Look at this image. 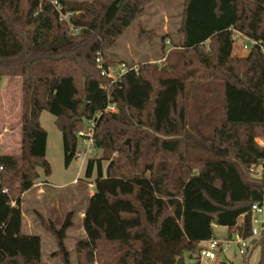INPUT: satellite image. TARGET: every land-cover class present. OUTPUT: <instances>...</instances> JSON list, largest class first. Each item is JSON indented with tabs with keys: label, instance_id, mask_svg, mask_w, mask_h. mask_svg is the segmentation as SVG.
<instances>
[{
	"label": "trees",
	"instance_id": "obj_1",
	"mask_svg": "<svg viewBox=\"0 0 264 264\" xmlns=\"http://www.w3.org/2000/svg\"><path fill=\"white\" fill-rule=\"evenodd\" d=\"M54 1L73 13L77 33L50 0H0V78L21 83L19 151L0 153V264H44L40 238L21 232L20 210L38 168L51 171L43 110L55 117L66 165L84 121L102 112L93 134L99 155L85 163L93 193L85 236L75 244L78 264H183L202 238L194 219L209 236L208 205L221 215L247 209L239 236L248 241L247 257L258 248L256 264H264V232L252 235L249 212L264 203V52L254 46L234 54L231 32L264 46V0H183L180 49L168 50L161 66L137 64L113 83L100 74L96 53L120 63L107 50L150 0ZM108 104L116 111L103 112ZM71 217L59 228L40 221L61 264H70L64 241Z\"/></svg>",
	"mask_w": 264,
	"mask_h": 264
},
{
	"label": "rangeland",
	"instance_id": "obj_2",
	"mask_svg": "<svg viewBox=\"0 0 264 264\" xmlns=\"http://www.w3.org/2000/svg\"><path fill=\"white\" fill-rule=\"evenodd\" d=\"M182 7L183 0H150L147 2L129 27L107 50L109 59L115 62L124 61L130 65L156 62L161 66L168 50L180 49L182 35L179 27ZM233 53L244 56L247 51L240 50L239 46L234 44ZM20 107V79L0 78V153H18L19 151ZM193 117L196 118V115ZM39 122L47 134L45 158L51 171L48 176H45L43 170L38 168L39 178L29 190L20 196L21 232L40 238L41 259L44 264H61L59 257L54 254L55 239L44 229L40 221L44 219L59 228L65 216L71 212L73 224L66 231L64 243L68 250L70 264H78L75 244L85 236L82 217L89 192L93 190V177L87 179L84 176L85 163L94 155L98 156L99 151L84 147L80 137L77 136L76 156L80 152H85L83 155L85 159L83 161L82 158L74 156L66 165L62 135L55 125V117L43 110ZM257 142L261 143L259 139ZM206 147L221 155L224 154V150L213 144L207 143ZM105 166L106 162H103V167ZM73 179L76 181L73 182ZM244 211L245 208H240L218 217V224L226 228L223 233L219 232L220 228L216 229V238L213 239L222 241V249L217 251L215 259L209 260L200 256V249L208 246L207 241H203L198 244L194 252L184 253L183 264H256L259 249H253L247 257L249 252L246 250L242 255L236 242V236L239 237L238 229L241 227L240 214ZM252 226L260 227L258 223H252ZM226 240L228 246L225 248Z\"/></svg>",
	"mask_w": 264,
	"mask_h": 264
},
{
	"label": "built area",
	"instance_id": "obj_3",
	"mask_svg": "<svg viewBox=\"0 0 264 264\" xmlns=\"http://www.w3.org/2000/svg\"><path fill=\"white\" fill-rule=\"evenodd\" d=\"M50 3L56 10L59 15L60 20L65 21L72 32L75 34L77 33L81 27L75 26L71 23L70 17L72 16V12L63 11L62 7L54 0H50ZM232 38L234 40V44H237L240 50L248 51L250 48L254 46H258L262 52H264V46L261 45L259 41L249 38L248 36L244 35L242 32L231 29ZM169 43V41H167ZM95 62L97 68L100 70V74L102 76L107 77L110 80V83L116 82L120 80V78L128 71L137 72V65L136 64H128L125 62L117 63L116 65H109L106 64L105 59L103 58L100 52L96 53ZM116 108L113 104H108L104 109L103 112H115ZM102 112H97L93 119L87 120L86 125L84 128L77 132V136L80 137L82 145L86 148H93V134L96 125V119L100 116ZM85 152H80L76 157H80L83 160L85 157L83 155ZM249 212H251V221L252 223H258L260 225L259 228L252 226V235L257 236L261 232H264V203H254L249 207ZM228 240V239H227ZM225 242V248L228 246V241ZM236 242L239 247V252L243 255L247 248L248 242L245 239H242L240 236H236ZM222 249V241H218L216 239H210L208 241L207 248L200 250V256L207 258L209 260H213L216 258L217 251Z\"/></svg>",
	"mask_w": 264,
	"mask_h": 264
},
{
	"label": "crops",
	"instance_id": "obj_4",
	"mask_svg": "<svg viewBox=\"0 0 264 264\" xmlns=\"http://www.w3.org/2000/svg\"><path fill=\"white\" fill-rule=\"evenodd\" d=\"M124 62V61H123ZM84 161V160H83ZM84 163V162H83ZM76 180L75 179H73V182H75ZM93 186V185H92ZM93 193V190L91 191V192H89V196L91 195ZM211 196L213 197V196H218V193H216L215 191H212L211 192ZM185 202L187 203H190L191 205L193 204V205H200V203L198 202V198H196V197H194V196H190V198L189 197H185ZM186 205V204H185ZM186 207H187V205H186ZM203 207H205V206H203ZM208 207V210H209V212H210V215H207L206 217H207V230H208V237L207 236H204L203 235V232L201 231H197V224L198 223H196V221H195V219L192 221L193 222V232L195 233V234H197V233H200L199 235H201V240H200V242H203V241H207V243H208V241L210 240V239H213V238H216V229H221V230H219V232H221V233H223L224 232V228H226V227H223V226H220L219 224H218V217L222 214L221 212H220V208L219 207H213V206H211V205H208L207 206ZM246 212H247V209L245 208V211L243 212V213H241L240 215H241V217H240V219H241V223H240V229H238V231L240 232V230H241V228H242V225H243V218H244V215L246 214ZM220 213V214H219ZM227 212H224L223 214H226ZM228 229V228H227ZM229 231V230H228ZM192 232V233H193ZM193 233V234H194ZM199 242V243H200ZM205 248H207V247H205ZM202 249H204V248H202ZM201 250V249H200Z\"/></svg>",
	"mask_w": 264,
	"mask_h": 264
},
{
	"label": "water",
	"instance_id": "obj_5",
	"mask_svg": "<svg viewBox=\"0 0 264 264\" xmlns=\"http://www.w3.org/2000/svg\"><path fill=\"white\" fill-rule=\"evenodd\" d=\"M85 107H86V103H84L83 106H82V108H81V111H80L81 114L84 113ZM77 119H80V117H78ZM126 143L128 144L129 143V140H127ZM225 155H226V153L224 151V154H222V156H225Z\"/></svg>",
	"mask_w": 264,
	"mask_h": 264
}]
</instances>
